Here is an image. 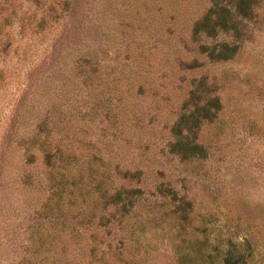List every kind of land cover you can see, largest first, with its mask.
Segmentation results:
<instances>
[{"label":"rangeland","instance_id":"1","mask_svg":"<svg viewBox=\"0 0 264 264\" xmlns=\"http://www.w3.org/2000/svg\"><path fill=\"white\" fill-rule=\"evenodd\" d=\"M210 3L0 0V264H264V7L233 59L182 70ZM213 93L207 157H161Z\"/></svg>","mask_w":264,"mask_h":264},{"label":"trees","instance_id":"2","mask_svg":"<svg viewBox=\"0 0 264 264\" xmlns=\"http://www.w3.org/2000/svg\"><path fill=\"white\" fill-rule=\"evenodd\" d=\"M262 7L264 6L261 5L260 0H211L207 11L194 22L188 44H182L180 47L181 53L176 56L179 68L189 70L203 64L208 65L233 59L242 49L244 41L248 40V36L252 33L247 28L248 24L258 22ZM86 62L89 61L86 60ZM90 65L91 69L88 72L94 73L97 70V61L90 63ZM201 83L190 91V98L198 90ZM213 94L205 99L198 98L192 103L190 99L186 100L191 105H182L171 123L168 137L158 151L161 157L166 155L169 159L174 158L180 162L207 157L208 148L198 140L197 130L202 121L214 117L221 107L219 97ZM112 121L114 123L116 118L113 117ZM113 137L118 136L113 134ZM113 144L112 142L111 146ZM114 148L119 149L120 145L117 144ZM131 170H133L131 167L126 169L128 172ZM134 171L141 172L142 170L135 168ZM127 189L129 191L136 190L137 185L133 186L130 183ZM171 191V194L173 193L171 195L172 201L177 200V203L172 206V212L182 222L190 212L191 202L185 199V196L177 198L174 190ZM138 200L133 199L130 194L124 201V207L127 204L131 206ZM229 242L230 247L227 249V253L231 254L232 249L235 248V243L232 240ZM247 244L250 243L247 241ZM228 259L225 256L221 261L226 264ZM239 262L246 264L243 255Z\"/></svg>","mask_w":264,"mask_h":264}]
</instances>
